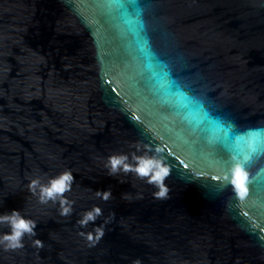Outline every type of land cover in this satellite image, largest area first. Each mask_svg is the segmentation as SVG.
<instances>
[{
  "label": "water",
  "instance_id": "95a60500",
  "mask_svg": "<svg viewBox=\"0 0 264 264\" xmlns=\"http://www.w3.org/2000/svg\"><path fill=\"white\" fill-rule=\"evenodd\" d=\"M254 127L264 128V0H0V215L20 211L44 242L0 245V264H264V142L256 154L242 145L244 201L224 180L242 162L234 137ZM132 153L171 167L169 199L107 175L108 156ZM65 170L69 217L27 187ZM109 188L111 200L95 199ZM93 206L103 215L81 229ZM111 212L89 247L79 232Z\"/></svg>",
  "mask_w": 264,
  "mask_h": 264
},
{
  "label": "clouds",
  "instance_id": "9594fccd",
  "mask_svg": "<svg viewBox=\"0 0 264 264\" xmlns=\"http://www.w3.org/2000/svg\"><path fill=\"white\" fill-rule=\"evenodd\" d=\"M220 130L228 132L229 129L224 125L220 126ZM237 144L241 145L237 151L240 156H233V159L242 160L237 162L230 169V178L224 177L227 181L226 187L230 186L234 196L239 201H244L249 195V184L252 183L250 173L246 169V164L251 160V155L244 156L243 143H247L252 154H256V144L264 142V128L254 127L249 128L244 132H238L234 137ZM139 151V148H137ZM132 162H129V155L114 154L107 157V162L104 168L107 170V175L110 177H128L133 175L138 179L143 180L146 184L153 186L154 190L152 196L154 199L165 200L169 199L170 189L166 186L165 180L171 173V167L164 162L163 159L147 154L136 155L131 154ZM75 182V176L71 170H65L54 178H50L47 184L41 182L38 176L31 179L28 184V190L36 195L39 193L41 203L59 202V214L63 217H69L73 213L74 201L66 198L65 193L72 191V186ZM125 179H119V183H127ZM95 199L108 202L113 198L111 189L106 191H95ZM121 199L132 202L133 195L131 193H122ZM135 199H143L142 192H138ZM103 215V210L98 206H93L90 210L81 213L77 224L81 229L87 228L89 224L95 225L97 219ZM115 218V212H111L104 220V223L95 226L92 231H80L79 235L84 237L89 244V247L97 246L103 237L106 235L105 226L112 222ZM0 225H4L10 230V234L5 233L0 237V245L4 246L5 251L22 249L24 247L23 239L28 236L32 240V245L37 249L44 248V242L39 239H34L37 236L35 231L37 222L32 219L25 218L20 211L13 210L10 214L0 215ZM132 264H142V261L137 258L132 261Z\"/></svg>",
  "mask_w": 264,
  "mask_h": 264
}]
</instances>
